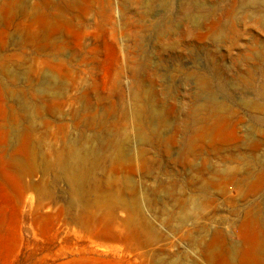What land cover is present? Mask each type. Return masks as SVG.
I'll return each mask as SVG.
<instances>
[{"label": "rangeland", "instance_id": "obj_1", "mask_svg": "<svg viewBox=\"0 0 264 264\" xmlns=\"http://www.w3.org/2000/svg\"><path fill=\"white\" fill-rule=\"evenodd\" d=\"M44 1L0 0V264H264V0Z\"/></svg>", "mask_w": 264, "mask_h": 264}, {"label": "bare ground", "instance_id": "obj_2", "mask_svg": "<svg viewBox=\"0 0 264 264\" xmlns=\"http://www.w3.org/2000/svg\"><path fill=\"white\" fill-rule=\"evenodd\" d=\"M45 1L44 0H36L35 2H29L27 0V3L25 5V13H26V16H27V19L28 21L30 22L32 20V18L34 17L33 12L37 14L36 10H35V6H41ZM46 3V2H45ZM14 5V4H13ZM35 5V6H34ZM12 6V5H10ZM15 8V7H14ZM23 8V7H22ZM40 9V8H39ZM14 10V9H13ZM16 10V8H15ZM39 13V12H38ZM33 16V17H32ZM40 16V14H39ZM59 16V15H58ZM48 17V16H47ZM44 18V17H43ZM42 18V19H43ZM46 19V17H45ZM43 21V20H41ZM49 21V20H48ZM47 21V23H48ZM44 22V21H43ZM46 23V24H47ZM50 23V21H49ZM48 23V24H49ZM48 26V25H46ZM31 27V26H30ZM56 29V27H54ZM30 29V28H29ZM50 30V29H49ZM56 31V30H55ZM48 75V74H47ZM49 76V75H48ZM51 77V76H50ZM45 78V77H43ZM42 78V79H43ZM41 79V80H42ZM53 79V78H52ZM55 79V78H54ZM51 80L50 78H47L45 79V81H43V89H45L46 91H54L56 90L55 87L56 84H58L56 81ZM58 80V79H57ZM42 84V83H41ZM63 89V88H62ZM58 90V89H57ZM148 89L145 90V92H147ZM49 93V92H48ZM53 93V92H52ZM56 93V92H55ZM144 97V96H143ZM132 99L134 101V112L135 113H138L139 114V109L141 108L142 106V100L141 99V95H140V92L138 93L137 91H133L132 92ZM149 113L151 116L155 117V116H161V108L159 107V105L155 104V103H150L149 105ZM78 137H80L78 135ZM97 137V136H96ZM74 139V138H73ZM87 141V140H86ZM83 142V141H82ZM81 142V143H82ZM90 142V141H89ZM87 142V143H89ZM69 143V142H68ZM93 143V142H92ZM86 144V143H85ZM128 144H119L117 142L116 139H113L110 137V132L109 131H106L104 135L102 136H99L97 138V146L99 147H102V146H106V147H111L113 149L116 150L117 154L119 157H124L125 156V152L126 150H128V147H127ZM86 146V145H85ZM84 147V146H83ZM80 144V141L78 142V140H75L71 143H69L68 145H65V147H63L62 149H59V150H56L54 152V157H53V160H52V166L55 165L57 166L58 169H60V171L62 172V174L64 175L65 179H66V182H68L70 188H71V191H72V197L75 198H78L81 193H82V188H83V185H84V182L86 180V177L88 176V173H89V170L92 168V165H93V160L96 158V148L94 149L93 147L92 148H88L86 147L87 149L83 148ZM112 150V149H111ZM104 151V150H102ZM114 152V151H113ZM115 152V153H116ZM116 155V154H115ZM49 161V160H48ZM95 165V164H94ZM93 165V166H94ZM49 166H47L48 168ZM94 168V167H93ZM90 174V173H89ZM91 177V175L89 176V178ZM109 177V176H108ZM113 177V176H112ZM110 178V177H109ZM111 179V178H110ZM109 179V180H110ZM113 179V178H112ZM112 179L110 180V182H112ZM116 179V178H115ZM122 180L124 178H121ZM107 180V179H106ZM117 180V179H116ZM115 180V182H116ZM120 180V178H119ZM125 181V180H124ZM119 182V181H118ZM116 182V184L118 183ZM107 183H109V181H107ZM106 183V184H107ZM124 183V182H123ZM126 183V182H125ZM115 184V183H114ZM113 184V185H114ZM121 184V182L119 183ZM124 185V184H123ZM86 186V185H85ZM108 186H110L108 184ZM112 186V185H111ZM115 186V185H114ZM118 184L116 185V188H119ZM122 186V185H121ZM125 186V185H124ZM93 187V186H92ZM123 188V187H122ZM87 189V188H86ZM85 189V190H86ZM90 189V188H89ZM94 189V188H93ZM92 189V191H93ZM98 189V188H97ZM126 189V188H124ZM96 190V189H94ZM112 191H109L107 192L105 195H104V198L103 199H100L99 202L100 204H105L106 206L109 205V206H119L118 208H120L121 206L126 208H130V209H134V208H137L138 207V201L132 197V198H126L124 196V194L122 195L121 192H120V189L119 190H113V189H110ZM122 190V189H121ZM91 191V189H90ZM98 191V190H97ZM100 191V190H99ZM106 191V189H105ZM127 191H131L130 189H127ZM88 192V191H87ZM95 192V191H94ZM123 192V190H122ZM132 192V191H131ZM83 193H84V189H83ZM99 193V192H98ZM128 193V192H127ZM128 195V194H127ZM131 195V194H130ZM71 197V198H72ZM148 197V196H147ZM146 197V198H147ZM82 200V199H81ZM72 201H75L73 200L72 198ZM76 202V201H75ZM79 202V201H78ZM74 204V203H73ZM79 204V203H77ZM108 206V207H109ZM112 207V208H113ZM134 211V210H133ZM137 211V210H136ZM187 211V210H186ZM188 212L189 209H188ZM183 213V212H181ZM187 213V212H186ZM184 214V213H183ZM182 215V214H181ZM189 217H192L193 215L188 213ZM183 216V215H182ZM185 216V215H184ZM185 219V218H184ZM183 219V220H184ZM195 219V218H193ZM188 220V219H186ZM132 223H134L132 221ZM133 225V224H132ZM136 225V224H135ZM131 226V225H130ZM135 228V227H134ZM133 228V229H134ZM140 229V228H139ZM132 231V229H131ZM138 232V230H137ZM133 233V231H132ZM135 233V232H134ZM149 233V232H148ZM136 234V233H135ZM129 235H133V234H129ZM116 236V235H115ZM137 236V235H136ZM134 237V236H133ZM208 248V247H207ZM249 248V246L247 247ZM249 250V249H248ZM209 251V250H208ZM249 252V251H248ZM247 252V253H248ZM208 255V258H210V253H207ZM247 256V255H246ZM192 263V262H191ZM185 264H190V263H185Z\"/></svg>", "mask_w": 264, "mask_h": 264}]
</instances>
